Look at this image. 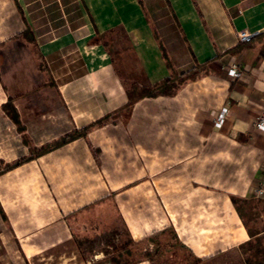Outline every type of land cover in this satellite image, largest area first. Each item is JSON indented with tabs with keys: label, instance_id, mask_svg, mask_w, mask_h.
Listing matches in <instances>:
<instances>
[{
	"label": "crops",
	"instance_id": "crops-1",
	"mask_svg": "<svg viewBox=\"0 0 264 264\" xmlns=\"http://www.w3.org/2000/svg\"><path fill=\"white\" fill-rule=\"evenodd\" d=\"M240 29L258 32L239 42ZM160 45L178 73L195 67V76L184 81L197 80L203 69L221 90L197 94L192 106L178 97L163 111L158 98H174L176 87L170 94L144 96L131 105L129 128L120 129L113 120L92 126L85 135L0 176L34 164L32 176L51 179L38 188L51 195L57 220L65 199L59 207L54 194L109 191L103 182L80 186L67 180L60 185L59 177L117 179L111 186L115 192L130 183L135 220L142 219L139 193L150 201L159 192L170 209L174 204L180 211L194 210L217 194L219 175L229 178L227 190L236 187L238 194L255 197L264 174V128L254 123L264 110V0H0V146L19 143V154H24L118 112L126 106L132 83L151 86L171 75ZM233 61L242 71L239 77L228 73ZM139 109L141 135L133 120ZM155 109L166 114L156 116ZM220 112L223 121L215 125ZM155 128L164 130L156 145L166 152L155 154L146 147L149 141L155 145L149 139ZM172 128L178 135L166 139ZM224 147L243 152L219 154ZM19 188L29 192L32 187L26 182ZM76 198L66 203H76ZM77 199V207L91 200ZM228 225L223 235L202 233L204 229L178 234L187 251L170 256L168 264H207L251 240L234 211Z\"/></svg>",
	"mask_w": 264,
	"mask_h": 264
},
{
	"label": "rangeland",
	"instance_id": "rangeland-1",
	"mask_svg": "<svg viewBox=\"0 0 264 264\" xmlns=\"http://www.w3.org/2000/svg\"><path fill=\"white\" fill-rule=\"evenodd\" d=\"M77 21L78 19H75V22ZM199 73L201 76L197 80L179 83L175 88L178 94L174 98H158L157 104L164 107L161 111L166 110L165 107L170 105L168 103L178 97L192 106L197 94L204 96L206 92L221 90L218 88L220 83L205 76L203 69ZM149 103L147 102L148 105ZM147 107L150 110L151 106ZM157 109L154 115L163 117L166 114L158 113ZM139 111L140 109L133 114V120L137 123L135 131L141 135L143 124L140 116H137ZM131 113V106L124 107L118 112L109 114L103 123L113 120L112 123L120 129L121 127L129 128V122L132 120ZM189 118L188 113V124ZM96 125L100 124L95 123L92 126ZM92 126L87 128L83 135ZM155 129L149 131V139H153L155 145H150L149 141L146 147L155 154L166 152V147L156 145L164 130ZM80 131L84 132L82 129ZM73 132L76 133V131ZM178 132V129L172 128L167 132L168 134L166 133V139L177 136ZM66 142L57 146H62ZM2 147L0 146V174L37 158L41 155L40 153L43 154L48 149L55 148L48 143L42 147V149L47 148L45 151L34 147L24 154H19L21 152L19 149L23 148L19 143L5 147V153ZM212 148L204 149L216 153L214 149L212 151ZM6 150H8L7 153ZM192 150L188 148V152ZM242 152L224 147L219 154L231 155ZM15 156L17 157L13 158ZM10 158V161L4 160ZM31 165L33 167L27 164L17 170L18 173L0 176V264H168L171 260L170 256H185L183 252L187 251L178 241V234L200 233L201 229H204L202 233L226 234L230 229L228 221L232 211L244 223L251 240L227 249L207 264H261L264 260V199L238 194L235 186V190L233 189L235 192L227 190L228 181L230 182L228 177L219 175L216 179L218 184L215 186L218 192L216 195L212 194L209 200L212 203L206 204L209 201L204 200L201 207L194 210L187 208L180 211L177 205L174 208V204L170 209L169 204L162 203V195L159 192H156L155 198H150V201L146 200L143 193H139L137 207L139 206L138 212L142 219L138 220L133 218L136 206L133 200L135 195L129 191L130 183L124 184L123 191L115 192V188L111 186L117 179L91 176L69 180L59 177L60 185L67 180L80 186L82 183L94 186L103 182V184L106 183L109 191L91 194H54L53 197L59 207L62 199H65V204L62 205L64 210H60L61 216L57 220L54 214L58 210L53 209L50 204L51 195L41 193L38 188L39 185H49L51 179L32 176L35 173V167L34 164ZM233 165L238 166L240 163L235 162ZM234 166L232 170H235ZM26 182L32 187L29 192H23L19 188ZM89 196L90 203L77 207L80 205L77 198L83 201L84 197ZM70 197H77L76 203L74 200L72 204L66 203L70 202ZM116 201L122 203L121 208ZM68 211L71 215L67 217Z\"/></svg>",
	"mask_w": 264,
	"mask_h": 264
},
{
	"label": "trees",
	"instance_id": "trees-1",
	"mask_svg": "<svg viewBox=\"0 0 264 264\" xmlns=\"http://www.w3.org/2000/svg\"><path fill=\"white\" fill-rule=\"evenodd\" d=\"M160 47H161L162 54H163L164 58L166 59L168 66L172 70L171 75L162 79L160 82H158L154 85H151V86H140L135 82L132 83L131 87L127 90L128 101H127L125 107L131 106L135 101H137L138 99H140L144 96H154L157 94H170L179 83L183 82L185 79L192 78L195 76V73L197 72L195 67L193 69H191L190 71L178 73L173 68L172 63H171V61L167 55L165 48L162 45H160ZM5 106L8 109V111H11L10 109L13 108V105L9 102L6 103ZM107 116L108 115H105L102 118L97 119L93 123H90L89 125H87L85 127H82L81 129L84 132L80 131L81 129H79V130H76V133L71 132V133L64 135L63 137H61V140L57 139L56 141L50 143L51 146L55 147L59 144H62L64 142L68 141V140H71V139H73L79 135H83L86 132L87 128L94 125L95 123H97V124L103 123L104 119ZM46 149L41 148L40 150L45 151Z\"/></svg>",
	"mask_w": 264,
	"mask_h": 264
},
{
	"label": "built area",
	"instance_id": "built-area-1",
	"mask_svg": "<svg viewBox=\"0 0 264 264\" xmlns=\"http://www.w3.org/2000/svg\"><path fill=\"white\" fill-rule=\"evenodd\" d=\"M258 31H250L247 29H240L236 32V36L239 42H248L251 40ZM228 73L232 76L239 77L242 74L240 66L237 62L233 61L230 62L228 65ZM223 121V112H220L216 117L213 119L215 125H220ZM255 126L258 128H264V110L260 112V114L255 118ZM255 197H263L264 196V174L259 183V185L254 190ZM264 264V260L263 263Z\"/></svg>",
	"mask_w": 264,
	"mask_h": 264
}]
</instances>
